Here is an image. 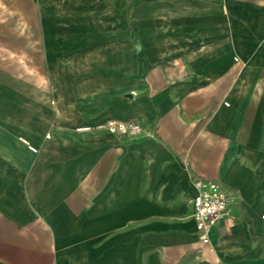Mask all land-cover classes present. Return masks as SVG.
I'll return each mask as SVG.
<instances>
[{
  "label": "crops",
  "instance_id": "1",
  "mask_svg": "<svg viewBox=\"0 0 264 264\" xmlns=\"http://www.w3.org/2000/svg\"><path fill=\"white\" fill-rule=\"evenodd\" d=\"M0 264H264V0H0Z\"/></svg>",
  "mask_w": 264,
  "mask_h": 264
},
{
  "label": "built area",
  "instance_id": "2",
  "mask_svg": "<svg viewBox=\"0 0 264 264\" xmlns=\"http://www.w3.org/2000/svg\"><path fill=\"white\" fill-rule=\"evenodd\" d=\"M106 126L121 136H135L143 130L137 120L109 119ZM194 183L198 196L194 203L193 214L200 231L207 225L217 222L227 212L230 191L215 180L197 178Z\"/></svg>",
  "mask_w": 264,
  "mask_h": 264
}]
</instances>
